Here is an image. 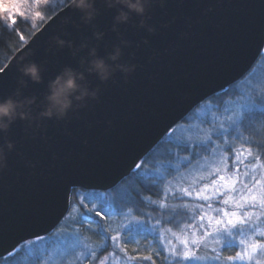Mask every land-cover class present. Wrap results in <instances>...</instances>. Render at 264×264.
Listing matches in <instances>:
<instances>
[{"label": "water", "instance_id": "obj_1", "mask_svg": "<svg viewBox=\"0 0 264 264\" xmlns=\"http://www.w3.org/2000/svg\"><path fill=\"white\" fill-rule=\"evenodd\" d=\"M96 8L86 23L66 4L0 74L4 95L20 89L23 97L38 98L27 118L0 131L6 156L0 167V231L7 238L0 253L52 227L63 214L56 230L69 213L73 191H91L82 185L105 191L104 185L129 177L131 166L157 147L170 125L182 122L205 94L226 92L244 78L264 51V0H151L143 17L133 13L118 26L117 7L96 0ZM97 32L102 39L95 38ZM56 37L73 46L60 47ZM84 42L101 56L120 46L119 63L133 70H117L107 80L90 73L95 98L76 102L62 118L41 116L49 82L66 66L81 67L88 55L80 47ZM32 61L43 69L42 82L22 76L21 66Z\"/></svg>", "mask_w": 264, "mask_h": 264}, {"label": "snow or ice", "instance_id": "obj_2", "mask_svg": "<svg viewBox=\"0 0 264 264\" xmlns=\"http://www.w3.org/2000/svg\"><path fill=\"white\" fill-rule=\"evenodd\" d=\"M50 3L51 0H12L11 3L0 6V20L4 22L6 29L17 31L23 42L25 36L16 27L17 18L19 21L44 18L38 10L32 16L27 15L25 6L39 8L41 4ZM64 3L66 0H58L55 7H62ZM52 10L55 11V8ZM76 10L80 12L79 9ZM261 47H264V43H261ZM6 67H0V74L5 73ZM8 70L11 71V68ZM250 74L256 78L254 68H251ZM244 83L248 85L247 88L235 89L240 95L234 107L230 106V102L223 106L217 105V110L213 111L208 102L209 94H205L191 106L192 109L199 108L194 116L185 114L184 119L189 121L186 129L169 126L170 131L166 130V134L172 142L190 153L189 156L177 157L181 163L174 164L171 160H165L156 168H147L145 156L131 166L128 175L140 177V183L148 189L157 188L159 199L140 195L139 188L135 189L137 196H132L125 186L127 176H121L118 181L104 185L105 191H97L93 185H82L91 188L88 192L91 199L100 201V210L95 205L87 208L88 214L83 220L94 221L95 217H99L107 221L110 217H120L124 221L115 235H109L113 231L111 227L104 230L106 241H111L114 246L108 256H97L95 249L85 244L77 234L65 235L53 231L52 227L64 218L63 214L52 227L31 233V238H21L10 250L0 253V256L5 257L6 264L18 251L25 253L24 264H64L67 257L73 254H76L77 264H82L83 259H87L89 264H121L122 260L125 264L127 261H148L156 264L153 254L141 255L138 248L134 250L136 255H129L130 239L134 240L135 235L151 234L162 243L168 244L166 250L175 264H225L237 261L264 264V239L256 238H264V227H261L264 224V161L261 158L264 155V142L244 136V131L253 127L254 119L264 116V88L253 87L247 80ZM223 90V87L219 89ZM215 92L213 90L211 94L215 95ZM7 97L0 91V98ZM193 119L199 123H191ZM177 131L185 134L175 136ZM198 149H203L208 156ZM181 165L192 168L188 174L190 180L181 171ZM173 174L181 177L178 184L169 180V176ZM117 194L122 199L126 198L127 203H119ZM170 198L178 202L169 203ZM188 198L192 203L188 202ZM145 200L154 206L153 211L158 213L157 216L142 212L137 206L138 201ZM217 204L218 207L214 206ZM79 207H86L83 200ZM65 211H68L67 207ZM189 213L194 214L190 217L192 222L183 226L177 225L179 235L173 233L177 242L173 246L170 241H166L165 234L171 232L166 224L173 223L177 217L188 216ZM6 239L0 231V247ZM237 239L241 250L234 255L223 256L222 250L232 248ZM209 242L215 245L210 249V254L199 255V249L207 246ZM50 244L55 245L54 249H49ZM117 251L122 257L117 258ZM154 255L159 258L158 252Z\"/></svg>", "mask_w": 264, "mask_h": 264}, {"label": "clouds", "instance_id": "obj_3", "mask_svg": "<svg viewBox=\"0 0 264 264\" xmlns=\"http://www.w3.org/2000/svg\"><path fill=\"white\" fill-rule=\"evenodd\" d=\"M151 0H105L109 7H117L115 16V26L128 22L133 13L143 17L148 11ZM71 6L81 12V19L90 23L97 15L96 0H70ZM114 26V27H115ZM103 33H95L97 40L102 39ZM55 43L60 47L73 46V42L62 37H56ZM88 48V55L81 59V67L74 68L66 66L54 80L49 82L48 92L45 97V107L41 111V116L51 118L53 116L62 118L78 101H84L89 96L95 98L98 90L90 87L88 74L95 73L101 80L109 79L117 70L125 73L132 71V67L119 63L123 50L116 46L108 56L99 55L98 49L93 45L89 47L87 42L80 46ZM20 71L23 77L30 78L33 82H42L43 69L35 62H28L21 66ZM28 79H22L21 83L26 85ZM37 97H23L20 89L7 98H0V131L8 129L17 118H27L28 108L37 101ZM8 147L12 148V142H8ZM6 159L3 146H0V167Z\"/></svg>", "mask_w": 264, "mask_h": 264}, {"label": "trees", "instance_id": "obj_4", "mask_svg": "<svg viewBox=\"0 0 264 264\" xmlns=\"http://www.w3.org/2000/svg\"><path fill=\"white\" fill-rule=\"evenodd\" d=\"M70 3V0H66L64 6ZM59 8H56L55 11L52 9H47L44 12L45 20L38 24L36 28H33L28 21H19L17 24V29L22 31L25 36V40L22 42L19 38V34L17 31H14L12 28H5L4 23L0 22V67H4L8 61L15 55V53L32 37V35L51 17L53 16ZM230 90H227L223 93H218L211 98L208 99L209 102H213V104H220L226 97L227 93ZM244 136L249 137L253 140L264 142V116H257L253 121V127L244 131ZM164 139L162 142L158 144V146L147 156L148 165L150 168H154L159 162L165 160H175L174 153L178 155H186L190 154L188 151L178 148L174 144H170ZM129 179L125 182V186L128 187L129 192H131L132 196H137L135 189L139 188L140 195L142 196H151L152 199H159L157 193V188L148 189L144 187L140 183L141 178H134V176H129ZM88 192L86 190L77 189L73 193L72 205H75L78 212L75 214L74 223L78 224L81 229V235L83 237H87L88 239L95 242V247L99 244H106V248L108 246V241H106L105 231L109 228L108 221L101 220L99 217H95L93 220H83V217L87 215V208L93 207L95 205L97 210H100V201L91 199L88 196ZM138 199V198H137ZM81 200L86 207H79ZM117 200L121 204H126L127 199H122L119 194H117ZM142 212H153L152 205H149L147 201L139 202L137 205ZM84 215V216H83ZM105 215H109L105 213ZM83 222L81 223V221ZM67 220L63 226L68 222ZM62 228V227H60ZM111 235V233H109ZM128 247L130 249L129 255H136L135 249H139V254L148 255L153 254V258L156 260V264H170V256L165 252L162 243L155 235H135L134 240H129ZM105 248V249H106ZM234 250L228 252V255H232ZM159 253V258H157L154 254ZM18 256H15L9 263H13L16 260H20ZM1 261V260H0ZM131 264H150L148 261H131Z\"/></svg>", "mask_w": 264, "mask_h": 264}, {"label": "rangeland", "instance_id": "obj_5", "mask_svg": "<svg viewBox=\"0 0 264 264\" xmlns=\"http://www.w3.org/2000/svg\"><path fill=\"white\" fill-rule=\"evenodd\" d=\"M12 0H0V6H3L5 4H8V3H11ZM56 3H58V0H51V3L50 5H45V4H41L39 8H35V7H29V6H25V12L27 15L29 16H32L33 13L35 11H40L43 15V19H40V18H36V19H31L29 20L28 22L31 24V26L33 28H36L38 26L39 23L43 22L45 20V16H44V12L45 10L47 9H52V8H59V10L61 8L64 7V4L62 7H55ZM0 22L4 23L2 20H0ZM254 70H255V74H256V78L254 79L253 78V75L250 74L251 73V70L250 72L244 77L242 78L240 81H238L237 83H235L233 86H231L228 90H230L225 99L218 105L220 106H223L224 104H229L230 102V106H235V101L239 98V93L235 91L236 88H247L248 85L244 83L245 80H247L253 87H257V88H264V51L263 53L261 54L260 58L258 59V61L255 63V65L253 66ZM249 91H251V89H249ZM209 102V101H208ZM210 106L212 107V110L213 111H216V106L217 104H213V102H209ZM199 108L197 107L196 109H194L188 116H194L195 112L198 111ZM191 123H199L198 120H195L193 119L191 121ZM189 125V121L188 120H183L182 122H180L177 126L175 127H182L184 129H186ZM206 127V126H205ZM185 133L184 132H181V131H177L176 133H174L175 136H181V135H184ZM164 139H167L166 141L170 144H174L172 142V140L169 138V136L167 135ZM163 139V140H164ZM162 140V141H163ZM161 141V142H162ZM175 145V144H174ZM158 146V145H157ZM198 151H201L204 153L205 156H208V153L207 152H204L203 149H198ZM190 154H186V155H178V154H175L174 153V161L171 160L174 164L175 163H181L180 160L177 159V157H185V156H189ZM229 155H231V153H229ZM262 161H264V155H262ZM209 159H211V157H209ZM161 162H159L156 166L154 165V168L158 167L159 164ZM201 163H203V161H201ZM231 163V161H230ZM195 165V161L193 162V166ZM146 167L147 168H150V166L148 165V163H146ZM181 171L183 173H185L186 175V178L190 180V175H188L189 173H191L192 171V168H185L183 167V165H181ZM131 176H134V178H140V177H137L135 175H130ZM129 178L127 177V180ZM181 179V177L177 174H173L171 176H169V180L172 181L173 184H178L179 183V180ZM184 186H187V184H185ZM157 192L159 191L158 189H156ZM75 191V190H74ZM73 191V193H74ZM159 198V196H158ZM72 200H73V194H72V198H71V207H70V210H69V213L67 214V217L65 218V220L59 225V227L54 230V231H59L63 234H68V233H74V234H77L81 237V239L83 240V242L87 245H89L92 249H95L96 251V254L97 256H99L100 258H103L105 256H108V254L110 252H112L114 250V246L112 244L111 241H108V246L106 248V244H99L97 247H95V242H93L92 240L88 239L87 237H83L81 235V229L79 227L78 224L74 223V217H75V214L78 212V209H76L75 205H72ZM178 201L176 200H173V199H169V203H177ZM188 202L189 203H192L191 199L188 198ZM214 206H219L218 204L217 205H214ZM100 207V205H99ZM152 214V216H157L158 213H153V212H149ZM194 215L193 213H189L188 216H180V217H177L176 221H174L173 223L171 224H166V227L171 229V232H168L165 234V237H166V241H170L171 244L173 246L176 245V240L174 239L173 237V233H176L177 235H179V229L177 227V225H180V226H183V224H186V223H190L192 222L190 217ZM84 216V215H83ZM146 218V217H145ZM69 220L64 226L63 224ZM124 221L122 218L120 217H110L109 221H108V226L111 227L113 229V231L111 232V235H115L116 234V230L118 229L119 225L122 224ZM154 222V221H153ZM62 227V228H60ZM261 227H264V224H261ZM199 235V234H197ZM249 235H251V233H249ZM257 239H264V238H259V237H256ZM160 240V239H159ZM160 243L161 240H160ZM162 246L165 250V252L168 254L167 252V247H168V244L166 242L162 243ZM215 245H213L211 242H209L207 244V246L205 247H201L199 249V252L198 254L201 255V256H204V255H209L210 254V249L212 247H214ZM55 245L54 244H50L49 245V249H54ZM106 248V249H105ZM232 250L233 253L232 255L235 254L236 251H240L241 250V246L239 244V239H237L236 241H234V246L232 248H225L222 250V255L223 256H228V252H231ZM19 255V258H22L20 260H16L14 261L13 263H9L8 264H24V261H25V253L24 252H21V251H18L16 253V256ZM169 255V254H168ZM122 257V254L119 253L117 251V258H120ZM0 264H6L5 262V257L0 259ZM171 263L170 264H175V261L172 260V258L170 257V260H169ZM132 262L131 261H127L126 264H131ZM59 264V262H58ZM64 264H77V261H76V254H73L72 256H68L66 261L64 262ZM82 264H89V261L87 259H83L82 260ZM109 264H111V262H109ZM121 264H125L124 260L121 261ZM184 264H193V262H184ZM225 264H246V262H225Z\"/></svg>", "mask_w": 264, "mask_h": 264}]
</instances>
